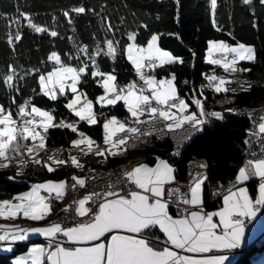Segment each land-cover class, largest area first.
<instances>
[{"label": "snow or ice", "instance_id": "1", "mask_svg": "<svg viewBox=\"0 0 264 264\" xmlns=\"http://www.w3.org/2000/svg\"><path fill=\"white\" fill-rule=\"evenodd\" d=\"M245 4H250L251 0H243ZM264 3V0H261ZM217 6V0H211L213 16ZM70 11L77 14L83 13V6L74 7ZM4 14L0 13V17ZM65 16L69 15L68 11L64 12ZM28 21V26L34 31L46 32L47 28L40 24L34 23L26 13H20ZM12 23L17 25L15 40L21 38L19 25L20 17H8ZM71 23V20L69 21ZM215 24V19H213ZM111 28V25H108ZM50 35L55 37L58 35L56 31H51ZM230 35V34H229ZM137 33L129 32L127 39L130 41L125 46L124 51L127 53V58L132 63L136 70V74L143 82L142 87H138L136 82H131L123 88L117 89L113 84L115 77L110 73L99 71L96 64V56L102 52L115 59L119 41L115 39H106L104 44L107 46V51L97 42L96 48L89 53V46L82 45L77 47V56L79 53H84L91 61L93 68L92 76L103 77L104 96L97 99L103 103L115 104L119 100H123L127 106L128 112L135 118L136 124H144L156 120H163L168 131L181 129L185 124L191 125L193 129H197L205 121L202 117L205 116L203 102L200 99H195L193 103L198 107L199 114L192 112L187 113L189 104L181 99L177 93L175 86V74H171L170 78L157 79L155 75L145 74V67L154 70L157 66L173 63H182L180 58L172 55L171 52L160 48L157 41L158 35L153 34L147 41L146 45L136 43ZM9 44L13 43L12 33L8 34ZM216 54H220V59L214 58ZM231 54V59H229ZM71 58V57H70ZM255 49L251 45H245L237 42L235 45L228 44L225 41L211 40L208 42V61L214 65H220L225 71L236 72L238 61L254 60ZM49 61H53L51 71L39 74L40 91L43 95L48 96L52 100L57 99V91L60 94H65V89L70 88L73 93V98L67 104L69 109H72L81 120H87L89 124H95L96 118L93 113V102L86 99L82 106L81 95L77 94V84L80 81L81 75L88 69V64L83 66L73 67L71 64L64 62L58 52L53 51L48 56ZM33 71H39L35 69ZM242 71H250L243 69ZM17 75V69L9 65L8 74L3 75V82L9 87H12L14 77ZM209 84L214 87L216 92L227 91L226 84L232 81L224 77L215 75L207 76ZM71 81V83H69ZM215 82V83H214ZM125 89L127 91L125 92ZM149 92L150 95L145 94ZM109 93L113 94L114 98L109 99ZM155 101V106L152 102ZM31 105L30 110H27ZM175 109V111H173ZM148 115L149 121L141 120L140 117ZM17 115L21 117V122L13 118L10 110H5L0 105V158L4 161H10L9 153L20 154L23 149L31 154L45 146V137L41 135L38 128H42L45 132L52 125L53 117L50 112L31 104V98L25 100L24 103L18 106ZM210 115L223 118L219 112H212ZM40 117L39 120L36 117ZM26 117H31L27 119ZM76 129L72 125H66ZM104 143L110 144L113 148L125 145L127 137L113 141V137L117 132L140 133L139 127H128L124 122L117 120L113 116L110 120L104 123ZM259 132L264 133V123L259 124ZM143 134H151L143 133ZM83 139L74 140V146L86 144L89 151H92V146L95 144L90 137H85L80 134ZM36 141L40 143L34 146L22 145L20 140ZM126 150V149H125ZM105 150L97 148V155H104ZM112 152V155H116ZM53 160V157H49ZM72 164L76 167H83L76 159L71 157ZM155 167H149L147 164H139L132 168L131 171H125L124 176L136 185L139 191H131L127 196L121 195L115 191H108L103 194L104 199L98 206V211L95 212L90 220L81 222L73 227L63 228L60 223H53L44 228L20 229L16 226V230L22 233L40 232L46 237L55 238L58 233H62L67 240L77 244H88L89 242L101 241V238H106L107 242L92 243L91 246H79L68 248L57 242L53 245L51 242L48 247L36 246L30 250L29 259L31 264H224L226 257L224 256H206L194 257L189 255H181L178 251L169 247H164L162 250H157L150 246V243L145 238H140L137 234L151 226H158L167 237V241L174 246L175 249H182L189 253H208L212 249H231L238 246L244 234V218L254 217L258 208L255 205H264V182L259 184V197L253 201L248 194V190L244 187L236 188L234 191L229 190L227 195L223 196V207L219 211L205 213L203 209L199 211L186 212L179 218H174L169 214L168 204L163 201L164 185L175 180L173 169L167 161L157 158ZM57 165L64 164L66 161L53 160ZM21 163L26 164V161ZM40 163V161H36ZM8 163H0V168L8 167ZM204 167V165H201ZM48 171H54L52 167H48ZM257 176L264 181V158L250 160L245 167L239 169L236 176V181L243 182ZM76 184L83 186L85 180L83 178H72ZM202 183L199 178L195 180L194 186L191 187V200H184V203L193 206L202 205ZM73 185V187L76 186ZM111 187V186H109ZM40 189H45L49 193L54 192L57 198L64 195L66 190V182L60 181L54 183L48 181L44 184H34L30 191L20 193L13 197V200L18 201L13 203L10 200L0 201V217H16L20 213L24 217L33 221H40L51 212V205L47 201V197L40 195ZM173 192H178V189L169 190V195ZM99 193H90L83 199L76 201V213L84 217L91 212V209L85 207L88 201L93 199V196H99ZM71 207V206H69ZM67 210V209H66ZM214 217H219V222L214 221ZM0 228H10L7 225H0ZM129 234H122V233ZM110 234V238L106 237ZM10 232L5 231L0 235V241L8 240ZM25 235L11 234V239L21 240ZM16 264H28L25 258H19Z\"/></svg>", "mask_w": 264, "mask_h": 264}, {"label": "trees", "instance_id": "2", "mask_svg": "<svg viewBox=\"0 0 264 264\" xmlns=\"http://www.w3.org/2000/svg\"><path fill=\"white\" fill-rule=\"evenodd\" d=\"M80 6L85 9L83 13L70 11ZM65 11L69 12L68 16L64 15ZM0 13L4 14L0 17V105L15 115L18 106L31 98V104L48 109L53 116V126H49L43 133L46 148L62 147L63 153L66 154V145L71 143L78 129L102 141L105 117L114 115L127 120L133 118L123 100L103 105L96 101L97 94L104 90L99 81L101 76H92V71L96 69L93 68L88 56L79 53L77 59V47H74L86 44L91 53L99 42L106 52L107 46L104 41L118 40L115 59L102 52L96 56V64L99 71L112 72L115 76V85L120 89L136 76L134 67L124 51L129 42L127 39L129 32L137 33V44L145 43L153 32H158L159 44L183 61L163 67L157 66L154 69L159 76L173 72L180 93L185 89L182 85L183 77H188L195 85L198 81L207 80L208 72L221 68L220 65L211 64L204 58L209 39H221L229 44L239 41L252 43L255 59L239 62L242 66L247 65V69L250 70L247 71L250 86L225 92L235 97L232 105H258L264 100V3H261V0H251L250 4H245L243 0H217L214 16L211 0H0ZM20 13L28 14L34 23L42 25L49 31L40 33L34 31ZM12 16L20 17L21 38L18 41L14 39L17 25L7 19ZM108 25H111L110 29ZM51 31H56L58 35L51 36ZM9 32L13 36L12 44L8 42ZM53 51L58 52L64 62L74 67L88 64V69L81 75L77 89L85 93L89 99H93L97 121L95 124L81 120L67 107L66 101L71 96V91L66 90L65 94L57 93L56 100L41 93L39 74L52 69L54 62L49 61L48 56ZM9 65L17 69L11 88L3 82V75L8 74ZM35 69L39 71H33ZM214 93L220 96L223 91ZM230 113L227 112L221 119L210 116L208 124L186 142L180 156L173 154L172 143L166 137L138 139L143 145V152L163 156L175 164L177 178L186 179L187 162L191 159L205 160L208 166L203 182V201L208 208L221 203L220 198L210 200L209 180L219 179L223 182L231 176L234 177L237 167L243 163V156L247 150L245 130L250 121L243 116L233 118ZM63 119H66L65 125L57 123ZM71 124L76 131L66 126ZM26 142L19 141L22 145H28ZM21 152L25 153V149L22 148ZM126 152L117 156H106L107 161L99 162L96 166H107L108 163L114 162L119 164L126 160V157H131L132 152L128 149ZM92 162L86 161L83 165L87 166ZM72 170L79 169L74 165L62 164L50 172L43 162L36 163L29 159L23 165L22 179H12L10 175L16 172L13 167L0 168V197L27 189L34 181H41L43 178L64 177L69 181ZM248 186L254 190V180H250ZM155 230V227L151 228V231ZM37 239L39 238L31 240L38 241ZM28 243L29 241L18 242L12 250L5 252L0 249V264H15L12 256L25 250ZM263 248L264 240L254 242L243 248L239 256L227 264H247L253 256L261 255Z\"/></svg>", "mask_w": 264, "mask_h": 264}, {"label": "built area", "instance_id": "3", "mask_svg": "<svg viewBox=\"0 0 264 264\" xmlns=\"http://www.w3.org/2000/svg\"><path fill=\"white\" fill-rule=\"evenodd\" d=\"M220 56V55H219ZM216 57V55H215ZM183 83L188 84L189 79L188 77H183L182 79ZM206 84H203V81H198L195 83V85H199L200 87L205 91H209L211 89V85L209 84V81H205ZM194 86L192 87V89ZM194 91V90H193ZM188 93L186 89H184V93ZM216 99L211 101L209 103L208 101L204 103L203 98L200 100L203 102L204 112L205 116L202 117V119L205 121L202 125L198 126L197 129H193L191 125L185 124L183 128L177 129L175 131H168V129L165 127V123L163 120H156L152 122H146L144 124H133L130 125V127H139L141 129L140 133H129L127 131L125 132H118L116 135V138L118 136L127 137V139H138L143 137H162L166 136L167 138H171L172 143V150L177 154H181V149L183 148V145L187 140L191 138L195 134L196 131L200 130L202 127H204L209 118L208 113L210 112V107L212 106H229L230 109V115L231 117H238V116H244L248 117L249 121H251L250 125L247 126L245 130V143L247 151H245V154L243 156V160L249 162L250 160L255 159H261V157H264V133L259 132V124L264 123V100L259 102L258 105H250V104H231L234 96H230V94H223L220 96L215 95ZM181 98V97H180ZM153 106H155V101L152 102ZM194 104V103H193ZM198 108V107H197ZM29 110V109H27ZM199 110V109H198ZM15 120H17L18 123L21 122V117H19L17 114L13 117ZM27 119H31V117H26ZM37 120H39V117H36ZM142 120L149 121V117L147 114H145L142 117ZM59 123H63L62 120L59 121ZM151 134H143L148 133ZM188 166V172L191 173L190 177L186 179L177 178L174 181H172L170 184H166V193H164L163 199L167 201L169 204L173 205L174 207H180L183 211L188 210L191 207V204L184 203V200H188V192L190 191L189 185L190 183L197 178V175L205 170V162H203L200 159L193 160L191 159ZM201 165H204V167H201ZM107 166H109L110 171H116V173H122L124 175V172L127 171L128 165H116V163H108ZM86 170V169H85ZM85 170H83L81 173H83ZM235 178L231 176L226 181H220L219 179H210L208 182V188H210V200L216 199L224 190L229 188V186L234 185ZM111 186V187H109ZM175 187L179 188L178 192H173L171 195H169V190H175ZM138 188L134 183L129 182L127 179H117L113 181L111 177H105V175H101L99 177L98 186L91 192V193H99V196H93V199L88 201L85 207H88L91 209L90 213H93L95 208H97V205L101 202L102 199H104L103 194L108 192L109 190L118 192L121 195L127 196L131 191L137 190ZM44 193L48 197H53V193ZM90 194V192H89ZM85 196H83L81 199H83ZM77 207V204L73 206L72 209L64 210L63 212L57 214L55 217L49 218V221L53 223H60L62 227L67 226L70 224L81 223L86 222L85 217L79 216L75 209ZM256 208H258V211L255 216L254 223L256 225V229L254 230V237L257 239L255 241L264 240V205H255ZM198 208L203 209V205H198ZM75 217L76 220L72 221L70 220L72 217ZM250 222L249 217L244 218V224H248ZM61 238L64 240L63 236ZM63 246L70 247L68 244H66L65 240L61 243ZM181 255H185L184 251L182 249L177 250ZM259 254L255 255V258H257Z\"/></svg>", "mask_w": 264, "mask_h": 264}, {"label": "rangeland", "instance_id": "4", "mask_svg": "<svg viewBox=\"0 0 264 264\" xmlns=\"http://www.w3.org/2000/svg\"><path fill=\"white\" fill-rule=\"evenodd\" d=\"M153 34H156V35H158V37H159V35L160 34H158V32H153L152 33V35ZM151 38V37H150ZM150 38H148L147 39V41L150 39ZM211 40H215V39H209L208 40V42L209 41H211ZM147 41L145 42V43H143V44H140V45H146L147 44ZM216 41H221V39H217ZM222 41H224V40H222ZM208 42H207V47L205 48V52H204V58L208 61ZM226 42V41H225ZM128 43H130V41L128 42ZM127 43V44H128ZM137 43V42H136ZM157 43H158V45H159V47L160 48H162V49H164L165 51H168V52H171L170 50H168V48H164V47H162L160 44H159V42L157 41ZM228 43V42H227ZM237 42H233V43H231L232 45H235ZM239 43H242V44H245V45H251V46H253L254 47V45L252 44V43H243V42H241V41H239ZM229 44V43H228ZM172 53V52H171ZM172 55L173 56H175V57H177L176 55H174L173 53H172ZM220 54H216V57H214V58H216V59H220L221 57L219 56ZM126 56H127V53H126ZM229 59H231V54H229V57H228ZM241 61H244V60H240V61H238V63H237V65H236V67H237V71L236 72H231V71H225L224 69H223V67H221V68H219V70L218 71H216V70H213V71H210V72H208L207 74H206V76H210V75H215V76H218V77H224L225 79H227V80H230V81H232L231 83H228V84H226L225 85V87L226 88H229V90L230 91H233V90H237V89H241V88H243V89H246L248 86H250V82H248V81H250V77L247 75V71H242L243 69H247V65H245V66H242V64H240L239 62H241ZM209 62V61H208ZM72 65V64H71ZM73 66V65H72ZM74 67V66H73ZM134 67V66H133ZM134 70H135V68H134ZM50 71H51V69H50ZM143 71L145 72V74L147 75V74H151V75H155L156 77H157V79H162V78H170L171 77V74H173V72H170L169 74H167V75H162V76H159L154 70H150L149 68H147V67H145L144 69H143ZM47 72H45V74H46ZM104 73H110L112 76H114L113 74H112V72H110V71H107V72H104ZM135 74H136V70H135ZM115 77V76H114ZM135 79V80H134ZM99 81H100V84L102 85V87H103V77H101V79H99ZM131 82H136V84H137V86L138 87H142V86H144L143 85V83L141 82V80L139 79V77L137 76V74H136V76L132 79V80H130L129 82H128V84L129 83H131ZM69 83H71V81H69ZM174 83H175V81H174ZM113 84L115 85V82L113 81ZM127 84V85H128ZM189 84V83H188ZM125 86V85H124ZM175 86H176V89H177V93L179 94V91H178V86L176 85V83H175ZM77 87V86H76ZM115 87H116V85H115ZM117 88V87H116ZM123 88V87H122ZM117 89H119V88H117ZM211 89L213 90L214 89V87L212 86L211 87ZM211 89H209V90H211ZM66 90H69V91H71L70 90V88H66L65 89V92H66ZM215 90V89H214ZM127 91V89H125V92ZM216 92V91H215ZM57 93H59V91H57ZM56 93V94H57ZM77 94L79 95V94H84V95H81V104L80 105H77V108H79L80 106H82V104L84 103V100H85V96H86V99H88V100H91L92 102H93V99H89L88 97H87V95L85 94V93H83L80 89H77ZM145 94H147V95H150V93L149 92H145ZM223 94H229V93H221L220 95H223ZM105 95V93H104V90H103V92H101V93H98L97 94V96L95 97L96 98V101L97 102H100L102 105H103V102H101V101H99L97 98L98 97H101V96H104ZM73 98V93L71 92V96L68 98V100L66 101V103L68 104L69 103V101L71 100ZM108 98L109 99H112V98H114V96H113V94H111V93H109V95H108ZM182 99H184L186 102H187V100H186V98H182ZM188 103V102H187ZM93 104H94V102H93ZM104 104H107V103H104ZM36 106V105H35ZM125 106H126V104H125ZM37 107V106H36ZM193 108H195L194 106H192ZM229 106L228 105H226V106H220V107H218L219 108V110H220V112L219 113H221L222 114V116L223 115H225L226 113H227V109L226 108H228ZM30 108H31V105H29V107H28V109L30 110ZM38 108H41V109H43V110H45V111H48V109H45V108H42V107H39L38 106ZM126 108H127V106H126ZM196 109V108H195ZM72 110V109H71ZM218 110V109H217ZM73 111V110H72ZM188 111L190 112V113H192V112H197V111H193L191 108H190V105H189V109H188ZM48 112H50V111H48ZM73 113H74V115L75 116H77L76 114H75V112L73 111ZM93 113H94V115H95V110H94V106H93ZM17 114V113H16ZM15 114V115H16ZM15 115H13V117L15 116ZM52 115V114H51ZM114 115H110V116H107V117H105V119H104V122H103V126H104V123L107 121V120H110L112 117H113ZM53 117V116H52ZM116 117V116H115ZM143 117V116H142ZM95 118H96V115H95ZM117 118V120H119V121H121V122H124L125 124H127L126 123V120L125 119H123V118H121V117H116ZM39 119H40V117H39ZM62 121H64V125H65V122H66V119H63ZM52 123V122H51ZM58 124H59V122H57ZM72 125V124H71ZM73 126V125H72ZM128 127H130L129 125H128ZM37 131H39L40 133H41V135H43L44 136V130L42 129V128H38L37 129ZM81 133H83L84 134V136L85 137H90L93 141H95V144H93V146H92V151H89L88 150V147H87V145L86 144H82V145H80V146H74L73 145V141L74 140H80V139H83L84 137H82L80 134ZM118 133V132H117ZM117 133H116V135H117ZM115 135V136H116ZM104 136H105V130H103V132H102V141H99L98 139H96L95 137H93L92 135L90 136V135H88V133L87 132H85L84 130H81V129H78V132H77V134H76V136H74L72 139H71V143L70 144H68V145H66V154L65 153H63V150H62V147H55V148H53V149H51L50 147H48V148H46V146H44L43 148H40L38 151H35V152H33V153H31V154H29L27 151H26V149H25V153L24 152H21L20 154H17V153H9V156H10V161H4L2 158H0V163H8L9 164V166L8 167H13V169L14 170H16V172H15V174L13 175V174H11L10 175V177L12 178V179H22V177H23V163H21L22 161H27V160H29V159H31V160H34V161H40V162H43L44 163V165L46 166V167H52L53 169L54 168H56V167H58V166H60V165H62V164H60V165H57L56 163H54L53 162V160H63V161H66V163H64V164H68V165H71V166H73L74 164H72V161H71V157H76V159L79 161V163L81 164V165H83L86 161H89V162H91L92 160H97V161H94V162H92V163H88V164H92V166H93V163H99L100 161L98 160V159H102V160H106V156H108V154L106 153V149H115L116 151L117 150H119V149H121L124 145H120L119 147H116V148H113L110 144H105L104 143ZM115 136L112 138L113 139V141H115V140H117V139H115ZM123 138H125V137H121V138H119V139H123ZM128 140H130V139H128ZM40 143V141H39V139H37L36 141H32L31 139H29L27 142H26V144H28L27 146H34L35 144H39ZM45 145H46V143H44ZM101 144V145H100ZM94 148L95 149H97V148H99V149H101V150H105V152H104V155H97L96 154V152L95 153H93V151H94ZM53 157V160H49V157ZM137 159H139V158H136L135 160H137ZM204 161V160H203ZM248 163V162H247ZM246 163V164H247ZM75 166V165H74ZM84 166V165H83ZM129 166H130V163H129ZM76 168H82V167H76ZM201 180H203L204 179V176L202 177V178H200ZM67 180V178H64V177H59V178H54V179H51V178H43L41 181H34L31 185H29L28 186V188L27 189H22V190H20V191H17L16 193H10V194H7V195H3V197H0V201H2V200H10V201H12L13 203H17L18 201H15V200H13V197L14 196H16V195H18V194H20V193H23V192H27V191H30L31 190V187H32V185H34V184H44V183H46V182H48V181H52V182H54V183H58V182H60V181H64V182H66V193H67V191H68V187H69V184L70 183H68L69 181H66ZM194 186V184L192 185V187ZM86 189L87 188H84L83 190H82V192H85L86 191ZM40 190H42V189H40ZM48 192L47 190H42L41 192H40V195L43 193V192ZM49 193V192H48ZM53 194H55L54 192H52ZM65 195V194H64ZM63 195V196H64ZM60 199V198H59ZM59 199H57V200H59ZM47 201L50 203V205L52 204V202L54 203L55 202V200H52V199H50V198H47ZM68 204H69V199H68ZM67 205V203L65 204L64 203V206H61V208L59 209V211L61 210V209H63V208H65V206ZM53 211L54 210H51V212L47 215V216H45V220H49V217L53 214ZM59 211H57V212H59ZM56 212V213H57ZM52 217V216H51ZM50 217V218H51ZM1 218V220H0V225H2V221H4L5 219H11V220H13V222L14 221H16L17 220V218H18V216H16V217H0ZM45 220H44V222H45ZM18 222V221H17ZM20 222V221H19ZM30 224L29 226H31V225H33V226H40V227H42V224H41V222L40 221H30V222H24V221H21L20 222V224H19V226H20V228H21V226H22V229H24L25 228V225L26 224ZM47 223V222H46ZM28 227V226H27ZM32 227V226H31ZM48 238V237H47ZM28 239L29 238H26V240L28 241ZM257 238L256 237H253V241L251 242V244L252 243H254V242H259V241H255ZM262 240V239H261ZM28 248H30V249H28L27 247H26V249L25 250H22V251H20V252H18V254H14V256L16 257V256H18V255H22V253L24 252H28V256H27V260H30L29 259V254H30V250L32 249V248H34V247H36V246H43V247H45V248H47L48 247V243L47 242H45V240H43V241H40V240H38V241H33V242H31V243H28ZM32 247V248H31ZM258 257H260V254H259V256ZM257 257V258H258ZM234 260V259H233ZM12 261H14V260H12ZM232 261V260H231ZM231 261H229V262H227V263H230ZM15 263V262H14ZM260 263H262V264H264V248L262 249V255H261V257H260V259H256L255 258V256H253V259L250 261V262H248L247 264H260ZM16 264V263H15Z\"/></svg>", "mask_w": 264, "mask_h": 264}, {"label": "crops", "instance_id": "5", "mask_svg": "<svg viewBox=\"0 0 264 264\" xmlns=\"http://www.w3.org/2000/svg\"><path fill=\"white\" fill-rule=\"evenodd\" d=\"M227 90H229V88H227ZM223 93H229V92L223 91ZM186 100H187L188 104L190 105V108L193 111H197L196 113L199 114V111L191 103V101L188 98H186ZM192 106H194L196 109L193 108ZM226 109H227V112H230L229 107L226 108ZM173 111H175V109H173ZM212 112H220V110H219V108H215V109H213ZM189 113L190 112L187 111V113H185V114H189ZM211 117H212V115H211ZM222 117H224V115ZM140 119L142 120V117H140ZM219 119H221V118H219ZM125 120H126V123H127L126 125L127 126L128 125L130 126V125L136 124L135 123V118H130V120L125 119ZM117 139H119V138H117ZM127 149L132 152V155H131L130 158H127L126 157V160H128L129 163H130V171L132 170V168L136 167L139 164H147L149 167H155V165L158 162L157 161V158L167 161V159L165 157H163V156L151 154V152H146V151L143 152V150H144L143 145L140 143V141L135 140V139H131V140H128L127 139V143L121 149H119L117 151L115 149H106V153L109 156V155H112V152H116L117 154L115 156H117L118 154L127 153L126 152ZM96 150L97 149L94 148L93 153H95ZM149 154H151V155H149ZM147 156H150V158L148 159ZM136 158H139V159L135 160ZM98 160L100 162H105L102 159H98ZM92 161H97V160H92ZM106 161H107V158H106ZM242 161H243L242 165H239L237 167V170H236V173H235L236 175L235 176L238 175L240 168L245 167V165H247L246 164L247 161H245V160H242ZM167 162L172 167V169L174 170L173 171V175H174L175 179H177V176L175 174V167H176V165L173 164L172 162L171 163L169 161H167ZM96 165H97V163H93V166H96ZM93 166H92V164H88L87 166H83L82 168H80V169L78 168V169L79 170H83L84 168L93 167ZM74 171H77V170H72V172H71L70 180L68 182L70 184H69L67 193H66V190H65V193H64L65 195L62 196V197H60L59 200H55V202L54 203L52 202V204H51V210H54L53 213H55V214H56L57 211H59V209L61 208V206H64V203L65 204L67 203V205H68V196L67 195H68V192L71 189V185L73 184V179L72 178H73V172ZM203 176H204V179H206V173H201L198 178L200 179ZM77 178H82V177H77ZM204 179L202 180L203 182H204ZM250 180H254V186H255V189L254 190L251 189L250 186H248V183H249ZM171 182L166 183V184H170ZM261 182H264V181H261V179L259 177H257V176H250V178L248 180L243 181V182H239V183L236 181V184L234 186H232L230 189H228L227 191H225L224 194L221 195V197H220L221 203L218 204L216 207H211V208L206 207L205 206L206 204L203 201L204 188H203V183H202V186H201L202 187V193H201V195H202V201H203L202 205L204 206L203 211L205 213L219 211L223 207V196L224 195H227L229 190H233L234 191L236 188H240V187L246 188L248 190L249 196L252 198L253 201H255L259 197V184ZM194 183L195 182H193L190 185V187H189L190 190H191V187H192V185ZM166 184L164 185V189L166 188ZM42 190H44V189H42ZM42 190H40V192ZM137 191H139V190H137ZM165 192H166V190H165ZM188 200H191V191L188 192ZM163 201L168 204L169 214L172 215L174 218H179L180 216H183L186 212L199 211V210H201V209L197 208L198 206L191 205L192 207L190 209H188L187 211H183L182 208H175V207L171 206L164 199H163ZM101 202H103V200ZM255 216L254 217H249L250 218V222L248 224H244V234H243V237H242V239H241V241H240V243L238 244L237 247L231 248V249H212L208 253H189V252H186L185 250H183L184 251V254L185 255H189V256L198 257V258L199 257H206V256H224V257H226V259L224 261V264H227V262H229V261L235 259L237 256H239V253H241V251H242L243 248H245L246 246H250L251 245V242L253 241V237H254V234H255L254 233V230L256 229V225L254 223ZM90 218H89V220H90ZM213 219H214L215 222H217V223L219 222V217H214ZM0 220H1V218H0ZM19 221L20 222L21 221L30 222V221H33V220L24 217L23 214L20 213L18 215L17 220L14 221V222L11 219H5L4 221L1 222L2 225L10 226V228H0V235H3L5 231H9L10 232V237H9L8 240L0 241V249L2 251L5 252V251L12 250V247L16 243L21 242V241H27L26 238H29L28 239L29 243L35 241V240H31V239H34V238L35 239L36 238H39L37 240H40V241L45 240V242H46V238L47 237L45 235H43L42 233H40V232H31V231H29L27 233H22V232L17 231L16 230V226H18L20 228V226H19L20 222ZM40 222L42 224V227H40V226L38 227V226L31 225L32 227L31 226H28V227L26 226L24 229L44 228V227H48L51 224H53V223H46L44 221L42 222L41 220H40ZM75 225L76 224L70 225L69 227H73ZM152 227H155L156 230L155 231H151V228ZM20 229H22V226H21ZM11 234L25 235V238L24 239H21V240H13V239H11ZM122 234H129V233L124 232ZM61 235L65 238L66 243L69 244L70 247H68V248H74V247H79V246H91L92 243H97V242H101V241H103L105 243L107 242L106 238H101V241L89 242L88 244H77V243L68 241L67 240V237H65L62 233H61ZM137 235L140 238L147 239L149 241V243H150V246H152L153 248H155L157 250H162L164 247L172 248L175 251L178 250V249H175L174 246L171 245L170 242L167 241V237L162 232V230L159 229L158 226H151L148 229L143 230L142 233L137 234ZM106 237L107 238H110V234H106ZM65 247H67V246H65ZM27 248H28V246H27ZM28 249H30V248H28ZM261 255H262V250H261ZM261 255H260V257H261ZM27 256H28V252H25V253L23 252L22 255H18L16 257L13 255L12 256V260H14V262L16 263L17 259H19V258H25L26 259ZM260 257H258L256 259H260ZM28 264H31V261L30 260H28ZM45 264H47V260L46 259H45ZM260 264H262V263H260Z\"/></svg>", "mask_w": 264, "mask_h": 264}, {"label": "bare ground", "instance_id": "6", "mask_svg": "<svg viewBox=\"0 0 264 264\" xmlns=\"http://www.w3.org/2000/svg\"><path fill=\"white\" fill-rule=\"evenodd\" d=\"M206 81V80H205ZM205 81H203V84H206V82ZM193 81L191 80H189V84H186V83H183L182 82V85L184 86V88L188 91V93H184V91L183 92H179V97H181V99L182 98H188L190 101H191V103L193 104V101L195 100V99H201V98H203V100H204V103L205 102H209V103H211V101H213V100H215L216 99V97H215V93H214V91L211 89V90H209V91H207V92H205L201 87H200V84L199 85H193ZM194 86V88L192 89V87ZM194 90V91H193ZM219 96V95H218ZM230 96H232V94H230ZM196 108H197V106L195 105V104H193ZM215 108H218L217 106H212V107H210V112L208 113V118H209V120H210V113L213 111V109H215ZM197 110H198V108H197ZM199 111V110H198ZM244 117V116H243ZM246 118H248V117H246ZM208 120V121H209ZM249 121V120H248ZM250 123H251V121H250ZM60 125H64V121H63V123H59ZM207 124H208V122H207ZM206 124V125H207ZM205 125V126H206ZM204 126V127H205ZM203 129V127L200 129V130H202ZM200 130H198V131H200ZM198 131H196V132H198ZM195 132V133H196ZM195 135V134H194ZM193 135V136H194ZM120 137H122V136H118L117 138H120ZM147 137H150V136H147ZM162 137H166V136H162ZM116 138V136H115V139H117ZM156 138H160V137H156ZM167 138V137H166ZM246 138V137H245ZM139 139V138H138ZM138 139H135V140H138ZM140 139H142V138H140ZM169 139V138H168ZM131 140V139H130ZM170 141H171V138L169 139ZM188 141V140H187ZM186 141V142H187ZM186 142H185V144H186ZM184 144V145H185ZM184 145H183V147H184ZM183 149V148H182ZM181 149V150H182ZM172 150V149H171ZM173 151V150H172ZM183 151V150H182ZM182 151H181V153H182ZM247 151V150H246ZM173 154L174 155H176V156H180L181 154H179V155H177L174 151H173ZM261 158H264V157H261ZM193 160H196V159H193ZM201 160V159H200ZM203 161V160H202ZM203 162H205V170L204 171H202L201 173H206V170H207V162L204 160ZM188 163V162H187ZM124 164H126V165H128V169H127V171H130V166H129V161L128 160H123V161H121L119 164H116V165H124ZM188 166H189V163H188ZM188 166H187V177L186 178H188V177H190V175H191V173L190 172H188ZM86 169V170H85ZM110 168H109V166H102V165H99V166H93V167H87V168H84L83 170H85L83 173H81L83 170H78V171H74L73 172V177L75 176V177H82L84 180H85V184L83 185V186H80V185H78V184H76V182L73 180V184L71 185V189H70V191L68 192V199H69V204L68 205H66L65 206V208H63V209H61L59 212H57L56 214H54L53 216H52V218L53 217H55L57 214H59V213H61V212H63L64 210H68V209H72L73 208V206L74 205H76V201H78V200H80L83 196H86V195H88L89 194V192L91 193L97 186H98V182H99V177L101 176V175H105V177H111V179H113V181H115V180H117V179H127L124 175H122V173H116V171H110L109 170ZM201 173H199L198 175H197V178L200 176V174ZM234 177H236V176H234ZM196 178V179H197ZM196 179H194L191 183H190V185L193 183V182H195V180ZM128 180V179H127ZM130 182V181H129ZM74 184H76V186L75 187H73V185ZM236 184V179H235V183H234V185ZM190 185H189V187H190ZM234 185H231V186H229V188H227L226 190H224L216 199H218V198H220L221 197V195L222 194H224V192L225 191H227L228 189H230L232 186H234ZM84 188H87L86 189V191L85 192H82V190L84 189ZM175 189H178L179 190V188H177V187H175ZM137 190H139V189H137ZM137 190H134V191H137ZM109 191H112V190H109ZM209 192H210V188H209ZM166 193V192H165ZM210 194V193H209ZM42 196H45V197H47V198H50V199H52V200H57V199H59V198H57L56 197V194H54L53 195V197L51 196V197H48L44 192L41 194ZM216 199H214V200H216ZM103 200V199H102ZM101 200V201H102ZM100 204V203H99ZM171 205V204H170ZM69 206H71V207H69ZM98 206L99 205H97V208H95V210H94V212L93 213H89L86 217H85V221H88L89 220V218L90 217H92V215L95 213V212H97V210H98ZM171 206H173V205H171ZM174 207V206H173ZM192 207V206H191ZM190 207V208H191ZM175 208H180V207H175ZM189 208V209H190ZM198 208V207H197ZM200 209V208H199ZM203 209H204V206H203ZM187 211V210H186ZM70 220H72V221H74V220H76V218L73 216ZM47 223H53V222H51V221H49V220H47ZM74 224H78V223H74ZM74 224H70L69 223V225H67V226H64L63 228H68L70 225H74ZM26 226H29V224H26L25 225V227ZM61 233H58L57 235H56V237L55 238H46V242L48 243V245H49V243L51 242L53 245H55L57 242H59V243H62L64 240H65V238H64V240L61 238ZM66 242V241H65ZM67 244V243H66ZM69 245V244H68Z\"/></svg>", "mask_w": 264, "mask_h": 264}]
</instances>
